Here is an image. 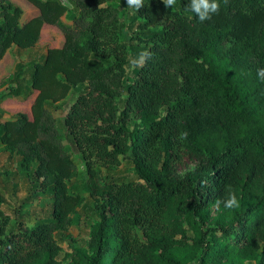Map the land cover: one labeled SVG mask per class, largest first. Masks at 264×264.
<instances>
[{
    "label": "trees",
    "instance_id": "trees-1",
    "mask_svg": "<svg viewBox=\"0 0 264 264\" xmlns=\"http://www.w3.org/2000/svg\"><path fill=\"white\" fill-rule=\"evenodd\" d=\"M28 1L38 15L21 24L22 9L0 0V61L12 46L34 48L44 25L64 43L34 63L25 97L17 79L0 88V104L37 92L29 113L0 122V144L50 196L51 211L8 232L0 196V264H264V0H218L203 23L189 0H144L123 23L119 0H69L72 9ZM143 51L152 58L131 69ZM75 88L64 126L96 221L90 243L60 258L55 235L84 199L68 191L76 165L46 104ZM124 160L135 179L99 176ZM228 186L238 209L216 206Z\"/></svg>",
    "mask_w": 264,
    "mask_h": 264
},
{
    "label": "rangeland",
    "instance_id": "rangeland-1",
    "mask_svg": "<svg viewBox=\"0 0 264 264\" xmlns=\"http://www.w3.org/2000/svg\"><path fill=\"white\" fill-rule=\"evenodd\" d=\"M15 5L19 6L23 15L21 24L30 18L38 15V10L28 0H11ZM72 9L69 0H62ZM120 8L122 13L121 23H123L126 12L130 8L126 5V0H119L112 3ZM132 9L130 12L132 13ZM62 20L66 24L72 23L68 14ZM62 32L51 25H44L36 46L32 49L20 50L12 46L6 57L0 63V88L4 84L14 83L17 79L23 87L21 97H25L28 79L33 70L34 63L41 61L47 50L51 48H60L64 43ZM79 89L71 90L69 95L56 103L47 102L46 107L52 113L58 132L63 136V143L70 151L74 163L76 165V176L68 180V191L72 195H80L84 202L77 213L71 216L72 224L65 233H57L55 239L62 248L60 258L66 253H71L73 247H84L90 243V229L96 221L93 201L89 196L87 188L88 178L85 166L80 157V152L74 145L72 137L66 132L64 126V116L75 101ZM37 92H32L26 101L5 100L0 104V122L14 119L18 112L29 113L30 106ZM99 176L102 179L114 180L117 182L129 181L135 179L133 167L130 162L124 160L121 165L116 167H98ZM32 174L25 172L20 165V158L11 156L6 152L0 144V196L3 199L2 210L10 217L8 232L16 231L17 223H23L28 227H32L36 222L45 220L50 216L51 198L44 194L38 184L32 181ZM142 229H137V235L141 236Z\"/></svg>",
    "mask_w": 264,
    "mask_h": 264
},
{
    "label": "clouds",
    "instance_id": "clouds-1",
    "mask_svg": "<svg viewBox=\"0 0 264 264\" xmlns=\"http://www.w3.org/2000/svg\"><path fill=\"white\" fill-rule=\"evenodd\" d=\"M166 8L175 6L176 0H162ZM126 5L129 8H135L139 10L144 6V0H126ZM188 9L198 17L201 23L211 20L214 14H218L220 11V3L218 0H189ZM152 58V53L143 51L138 54L137 57L130 60L131 69L143 67L148 59ZM257 78L264 82V67L257 68ZM187 132H182L179 139L184 140L187 138ZM227 198L220 200L218 199L215 203L219 208L223 204L226 210H235L240 207V201L235 191L232 190L231 186L227 187Z\"/></svg>",
    "mask_w": 264,
    "mask_h": 264
},
{
    "label": "crops",
    "instance_id": "crops-1",
    "mask_svg": "<svg viewBox=\"0 0 264 264\" xmlns=\"http://www.w3.org/2000/svg\"><path fill=\"white\" fill-rule=\"evenodd\" d=\"M9 50H10V49H9ZM9 50H8V51H9ZM8 51H7V53L5 54L4 58H5V57H6V55L8 54ZM4 58H3V59H4ZM3 59H2V60H3ZM2 60L0 61V63L2 62Z\"/></svg>",
    "mask_w": 264,
    "mask_h": 264
}]
</instances>
